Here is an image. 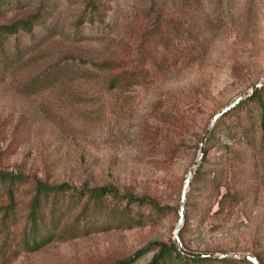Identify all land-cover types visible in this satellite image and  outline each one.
<instances>
[{
	"label": "rangeland",
	"instance_id": "1",
	"mask_svg": "<svg viewBox=\"0 0 264 264\" xmlns=\"http://www.w3.org/2000/svg\"><path fill=\"white\" fill-rule=\"evenodd\" d=\"M96 2H0V171L22 175L6 216L0 182V264H148L177 247L205 126L258 81L263 110L241 102L208 133L178 237L190 252L264 264V0ZM32 14L29 30L2 31ZM35 183L69 190L41 198L31 231ZM98 187L150 204L105 194L93 207ZM159 264L182 261L170 248Z\"/></svg>",
	"mask_w": 264,
	"mask_h": 264
},
{
	"label": "trees",
	"instance_id": "2",
	"mask_svg": "<svg viewBox=\"0 0 264 264\" xmlns=\"http://www.w3.org/2000/svg\"><path fill=\"white\" fill-rule=\"evenodd\" d=\"M3 1H6V0H0V2H3ZM12 1H15V0H12ZM84 2H85V6L89 7L90 10L97 9L96 0H84ZM37 19H38L37 14H32V15L28 16L26 20L13 23L9 26H4L1 29H2V31H5L8 34L15 32L18 28H22L24 30H29L30 27L34 23L37 22ZM260 87L261 86L256 87L250 94H248L247 96H245L243 98V101H239L235 106H233L229 110V112L231 110L235 109L239 104H241V102H246L247 100L256 102L258 109L263 110V101H262V96H261V92H260L261 91ZM261 119L264 120V117L262 114H261ZM214 125H215V123L212 126V129H211L212 132H213ZM211 131H210V133H211ZM207 138H209V136ZM205 140H207V139H205ZM202 159H203V155L201 157V160ZM198 172H199V165L194 170L192 177H194ZM200 173H201V171L198 174H200ZM21 179H22L21 174H11L8 172L0 171V182H6L7 186H8V188H7L8 207L4 208L5 209V211L3 213L4 216L7 215V212L11 211V208L13 206L12 191L10 189V186L13 184V182L15 180H21ZM227 179L228 178L226 176V180ZM33 190H34V192H33V195L31 197L30 201H29V204H28L29 210H28V214H27V219L30 222V228H31L30 230L31 231H33L36 228L35 224L37 222V218L39 217V212H37V209L39 208L41 198L47 199L48 197H54V196L59 195V194H64L69 190V186H67L66 184L49 185V184H44V183H35ZM105 194H108V195H110L116 199L124 200L126 207H127V205H129L131 203L150 204V203L146 202L147 200H145L144 198H135L129 194H123V195L119 196L116 192H114L110 188H106V187H98V188H93V189L89 190V194L87 196V199H88V201L91 200V203H92L91 205L93 207H95V206L99 207L103 203L102 197ZM227 195H229V189H226L225 192L222 193V196H221L222 200H223V198L225 199V197H227ZM230 195H231L230 196L231 199H233L234 195L233 194H230ZM229 201H232V200H229ZM126 207H124V208H126ZM151 207L154 208L155 210H162V209H160L156 206H153V205ZM53 211H54V209L52 207H50L49 218H50L51 224L55 223ZM45 238L46 237H43L39 243H36L34 240V245L37 246L38 244L43 243ZM179 239H180V237H179ZM170 248H171V251L173 253V256L175 258L179 259L180 261H182V264H200V263L233 264V263H236L238 261H240V262L243 261L242 259H236V258H231V257L217 258V257H209V256H187L186 254L181 253L177 249V247L174 243L171 244ZM170 248H167L166 246L161 245L159 247L156 255L153 256V258L148 262V264L164 263L166 258L169 257ZM132 261H133L132 258L129 257L127 259L118 260V261L114 262L113 264H131Z\"/></svg>",
	"mask_w": 264,
	"mask_h": 264
},
{
	"label": "water",
	"instance_id": "3",
	"mask_svg": "<svg viewBox=\"0 0 264 264\" xmlns=\"http://www.w3.org/2000/svg\"><path fill=\"white\" fill-rule=\"evenodd\" d=\"M259 85H260V81L256 82L248 90H246L242 94L232 98L224 106L220 107L216 112H214L212 114V116L210 117V119L208 120V122L205 126L204 132H203V134L200 138V141H199V147H198V152H197L196 158L194 159L192 164L189 166V168L185 174L184 180H183V184H182L181 191H180V198H179L178 217H177L175 226H174L173 231H172L173 239H174L175 243L177 244V249L181 253L186 254L187 256H209V257H217V258L231 257V258L246 260V261L250 262L251 264H258L257 261L253 257L248 256V255H244V254H237V253L212 254V253H194V252L187 251L182 247V245L180 243V240L178 237V231H179V228L181 226L182 219H183L184 201H185L187 186L190 182V179L192 177V174H193L198 162L201 159V156L203 154V147H204L205 139H206L208 133L210 132L214 122L220 116H222L224 113L229 111L233 106H235L241 99H243L245 96L250 94Z\"/></svg>",
	"mask_w": 264,
	"mask_h": 264
}]
</instances>
